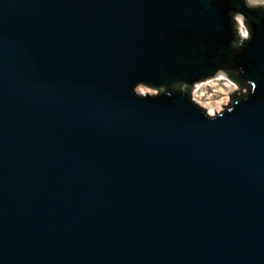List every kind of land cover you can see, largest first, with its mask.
Segmentation results:
<instances>
[{
	"label": "water",
	"instance_id": "obj_1",
	"mask_svg": "<svg viewBox=\"0 0 264 264\" xmlns=\"http://www.w3.org/2000/svg\"><path fill=\"white\" fill-rule=\"evenodd\" d=\"M234 7L0 0V264H264V20L240 3L231 61ZM241 64L257 91L215 122L132 94Z\"/></svg>",
	"mask_w": 264,
	"mask_h": 264
},
{
	"label": "clouds",
	"instance_id": "obj_2",
	"mask_svg": "<svg viewBox=\"0 0 264 264\" xmlns=\"http://www.w3.org/2000/svg\"><path fill=\"white\" fill-rule=\"evenodd\" d=\"M241 2L249 11L261 13L258 19L264 20V0H235L236 7L228 9L226 13L232 33V39L229 42V48L232 51L231 61L243 56L245 48L253 42L255 37L250 18L240 10ZM178 84H183L185 90L177 91L175 86ZM213 84L217 87L212 91L222 94L215 100L208 96V87ZM256 91L257 84L245 79L242 64L217 68L214 72L202 75L191 83L178 80L165 86L142 80L132 88V94L141 101H157L165 97L183 96L209 122H215L223 118L226 113H232L241 101H247Z\"/></svg>",
	"mask_w": 264,
	"mask_h": 264
},
{
	"label": "rangeland",
	"instance_id": "obj_3",
	"mask_svg": "<svg viewBox=\"0 0 264 264\" xmlns=\"http://www.w3.org/2000/svg\"><path fill=\"white\" fill-rule=\"evenodd\" d=\"M205 87H208L207 85H205ZM217 87L215 84L211 85L210 87H208V96L215 100L217 99L220 95H222L221 93H218V92H213L212 89Z\"/></svg>",
	"mask_w": 264,
	"mask_h": 264
}]
</instances>
